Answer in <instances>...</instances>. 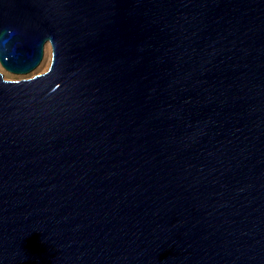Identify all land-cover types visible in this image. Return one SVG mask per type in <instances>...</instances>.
Returning a JSON list of instances; mask_svg holds the SVG:
<instances>
[{"label":"water","instance_id":"water-1","mask_svg":"<svg viewBox=\"0 0 264 264\" xmlns=\"http://www.w3.org/2000/svg\"><path fill=\"white\" fill-rule=\"evenodd\" d=\"M0 264H264V0H0Z\"/></svg>","mask_w":264,"mask_h":264},{"label":"rangeland","instance_id":"rangeland-1","mask_svg":"<svg viewBox=\"0 0 264 264\" xmlns=\"http://www.w3.org/2000/svg\"><path fill=\"white\" fill-rule=\"evenodd\" d=\"M52 60V45L50 42H47L45 44L44 48V56L40 64L30 73L28 74H16V73H11L10 71L6 70L2 65L0 64V71L4 74L5 78L8 79H23L32 76L34 73H42L45 72L48 68L49 65L51 64Z\"/></svg>","mask_w":264,"mask_h":264},{"label":"bare ground","instance_id":"bare-ground-1","mask_svg":"<svg viewBox=\"0 0 264 264\" xmlns=\"http://www.w3.org/2000/svg\"><path fill=\"white\" fill-rule=\"evenodd\" d=\"M52 56H53V54H52Z\"/></svg>","mask_w":264,"mask_h":264}]
</instances>
